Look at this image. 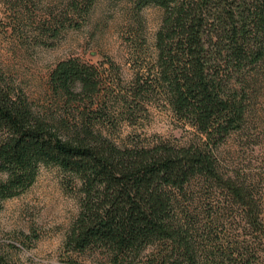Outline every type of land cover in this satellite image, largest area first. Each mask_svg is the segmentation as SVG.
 Wrapping results in <instances>:
<instances>
[{"label":"trees","instance_id":"16d2710c","mask_svg":"<svg viewBox=\"0 0 264 264\" xmlns=\"http://www.w3.org/2000/svg\"><path fill=\"white\" fill-rule=\"evenodd\" d=\"M135 5L163 15L153 65L136 75L130 95H160L200 142L118 140L102 126L103 109H33L0 83V199L26 190L41 166H57L81 182L66 239L73 252L100 248L104 264H264L263 184L225 176L213 153L255 119L248 103L264 85V0ZM98 86L96 73L74 60L50 75L68 106L81 95L91 100ZM226 225L243 235L226 236Z\"/></svg>","mask_w":264,"mask_h":264},{"label":"rangeland","instance_id":"374dc122","mask_svg":"<svg viewBox=\"0 0 264 264\" xmlns=\"http://www.w3.org/2000/svg\"><path fill=\"white\" fill-rule=\"evenodd\" d=\"M162 15L153 6L137 10L135 0H0V83L33 109H103L102 126L112 127L118 140L199 143L202 137L160 95L137 101L130 95L136 75L153 65ZM68 60L96 73L99 86L91 100L81 95L68 106L53 93L50 75ZM248 105L255 116L250 126L213 153L225 176L247 175L264 190V85ZM5 177L0 173V181ZM80 188L73 174L41 166L26 190L0 199V264H104L100 248L80 254L66 244L79 214ZM213 197L209 203L215 205L220 197ZM232 229L226 225V236L243 235Z\"/></svg>","mask_w":264,"mask_h":264}]
</instances>
